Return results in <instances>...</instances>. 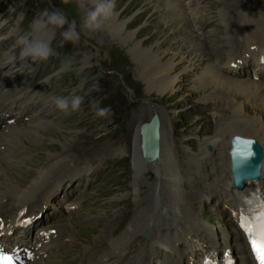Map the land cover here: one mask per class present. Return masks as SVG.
Returning a JSON list of instances; mask_svg holds the SVG:
<instances>
[{"label":"rangeland","instance_id":"obj_1","mask_svg":"<svg viewBox=\"0 0 264 264\" xmlns=\"http://www.w3.org/2000/svg\"><path fill=\"white\" fill-rule=\"evenodd\" d=\"M170 1L126 0L118 7L116 15L121 16L123 13H126L121 18L123 26L128 25L132 21H136L139 17L142 18L139 19L138 22L134 23L135 25L133 24L131 29L126 32L128 36L135 37L134 43L137 45L135 50L131 52L132 57L128 56L127 52L123 49L126 44L123 40H119L118 42L115 41V44L112 45H102V42L99 43L98 40L96 41L94 39L97 35V33H95L90 36H82L78 45L74 46L72 44H64L63 46H60V37L59 34H57L56 40L53 42V46L56 48V54L53 58L59 51L64 50L68 54V59L66 58L64 63H59V66L48 75L36 77V73L38 71L44 72L46 70V66L44 64L41 65L39 62L34 63L29 60L28 63L31 66L23 67L18 71V68L22 67V63H17V60H19V49L13 48L15 42V38H11L13 35V26L10 27L9 25L11 24H4L3 21L5 19L9 20V17H13V20L15 21L14 24H16L15 30H18L20 22L22 28L25 29L27 27V22L43 10L48 9L51 11L53 9H62L68 14L70 20L76 19L79 23L81 9L78 6L77 0H0V52L3 51V54H0V70L6 66L4 68V72H6L9 66L17 64L14 65L15 67L13 68V71L15 72L11 75L14 77L15 75L20 74L21 76L18 81H13L9 84V87L14 90L13 96L16 97L20 95L21 92L26 91V89L35 86H37V92L42 90L41 95H44L43 91L50 84L43 86L41 85L42 82L47 78L54 79V77L63 75L64 77L60 78L63 81V85L60 86L61 82L57 83L59 95H64L68 92V95L65 97L73 94L85 96V101L82 104L81 109L74 112L77 116L76 120L71 123L72 119H65V122L60 123V126H64L63 128L71 132L72 137L75 138L73 143H77V145L74 146L75 148H73L74 151L69 152V155L81 154L87 159H92L98 153L108 152L106 153L107 158H105L108 159L107 163H103L104 160H102L101 164L95 160L91 161V165L93 164V169L96 173H92L91 177H95V179L91 182L92 185L90 187L86 185V182L83 184V178L78 176L80 173L86 172L83 165L88 164L81 162L75 157L62 162L52 174L51 179L48 180L41 189V191H43L45 188L49 187L52 181L59 175L60 177L56 184L60 181L61 182L59 184H68L71 182L70 184L74 186V189L71 188V190L66 191L69 199L67 201L65 200V204L76 202V204L79 205V208H77L75 212L66 213L65 208H63V190L58 195L61 199L63 196V200L57 199L58 197L54 200L51 199L48 204H45L42 208H39L40 210L38 209V212H36V214L41 212L40 214L43 216V212L41 210H46V221L48 223L46 226L50 227L49 230H52L54 227H70L72 224L69 223L68 214H71V219L74 218L73 221L76 220L77 227L80 229L82 228V231H80L77 236L78 240L75 245L76 249L74 248L72 250L73 255H77L81 250L83 251L81 244L91 242L90 238L92 235L96 236V239L100 238L98 241H103V237L106 234L101 235V237L99 236L106 227V223L113 226L117 231H119L121 227H126L136 210H139V212H137L140 214V210L145 206L143 203L144 199H148V201H150L151 193L153 192V185L150 187L149 181L155 180L153 170L150 169L147 173V176L149 177L147 178L148 184L142 186L141 197L135 198L132 196V190L130 187L134 178L131 157L119 156L120 150L124 145L127 146L129 141L132 145V140L135 136L134 134H136L139 130V125L141 123H149L155 116L157 118L159 117L158 119L160 120L163 113L165 117H168V123L172 126L169 131L174 132L175 134L172 146L173 144H177L175 148V155L178 162L181 163L178 165L179 172L183 175L185 173V169L188 170V175L185 173L186 175L184 174L183 176L192 180V174L193 172H196V165H184V153L182 154V152L178 149H184L186 154L188 153L187 155L194 157L193 155L200 150L202 151L203 149H207L208 139L217 135V129H215L214 123L212 122L213 120L211 119L217 117V114L218 116H227L226 119L234 117L229 115L230 111H227L226 106L220 105L218 108L215 102L209 101L210 99L208 96H215L217 88H208L205 83L202 84V86L199 85V82L203 81V78H207L205 67L203 65L207 57L205 58L204 56L176 65L173 74V77H175L174 84L170 89L171 94L164 98L162 97V94L166 92V87L160 80L161 73H156V59L152 58L149 60L145 57V55L147 53H153L160 50L161 57H163L161 61L162 63L167 62L168 59H171L172 56L176 55L175 50H169V45L173 40H179L182 35L178 32L175 24L168 21L170 18L166 15V9L175 6L176 4L174 1H172L174 4ZM175 1L182 4H186L187 1L190 2L189 0ZM217 1L220 4L229 3L228 0ZM237 1L239 5H242V0ZM137 2L139 4L132 8L131 6ZM201 2H203V5H206L205 0H201ZM262 2H264V0H244L243 3H247L245 9H249L253 14H259V8L262 5ZM249 4L251 6H248ZM254 4H256V7H252ZM127 8L129 9L127 10ZM10 9H15V11H10ZM214 9H216L215 6H208V14H213ZM6 12H9L8 17L3 16ZM20 13L25 14V19L22 21H18ZM229 17L230 16H227L226 23L229 22ZM262 19L264 20V16L251 18L248 21ZM205 21L206 25L204 31L210 38L209 50L214 56L217 55V60L215 62L212 60V65L210 64V66L217 67L220 70H225L228 65L229 66L227 68L229 70H233V67L235 66L240 67L247 58L246 53L240 55L242 53V49L240 50V47L236 50V55H240V57H236V59L230 62L231 58L227 56V62L226 64H223L222 61L224 58L226 59V57H220L221 49L214 44L215 41H218L225 47L228 27H225L222 24H215L216 33L211 35L206 30V26L210 23V21L207 17H205ZM243 21L246 20L236 21V23L232 25L233 31H237V27L240 26V23ZM136 38L139 39L136 40ZM254 44L255 43L251 44L250 42L248 45L249 47H252ZM261 47L263 46H258L254 51L250 50L251 53L248 54H256L260 51ZM136 51L141 53L142 57L139 56L134 58L136 57ZM84 54H88L91 57L92 66L90 65L89 67L92 71L88 72V75L83 73L80 74L79 63L74 61V57L82 56ZM14 57L17 58L13 61ZM235 61L241 62H239V64H233ZM138 66L143 67L142 70L149 71L152 69L153 73L156 74L152 76L150 80L144 79L142 82H137V79L135 78L136 74L132 70ZM1 75L2 74L0 73V76ZM237 76L246 80L252 78L251 76L248 77L249 72L246 74V70H240ZM82 81H86V83L85 87L81 90L78 86ZM256 81L264 83V80L262 79H258ZM204 88L207 89L204 90ZM8 89H4L3 93H6ZM32 90H35V88H32ZM93 99L100 100V106L109 107L112 110V114L106 119L97 117L95 109L91 104ZM45 101L46 100L42 102ZM20 102L22 103V100H20ZM221 102L224 103V101ZM9 103H16L18 105V102L15 99H11ZM0 104L3 103L0 102ZM38 108L41 109V106L39 105ZM56 115L57 114H54L55 117ZM63 115L70 116L71 113L65 114L63 112ZM53 118L45 119L44 122H42L45 123L49 120L51 123L49 122L44 125L41 124L43 127L39 133H44L47 129H49L48 131L57 135L60 134L62 137L63 133L59 131L60 126L57 128L56 125L53 124V122L58 123V121ZM170 122L173 125H171ZM228 124L225 125L227 126ZM16 126L22 128L24 132L34 128L32 121L17 123ZM9 130H11V127H0L1 177L3 176L4 170L7 168L5 166L7 154L5 155L3 153L4 150L2 149V144L6 141ZM236 130L239 131L237 128ZM242 133L243 132H241V137H245ZM232 135L233 132L231 130V133H227L225 136L224 141L228 146L230 142L227 138ZM39 137L44 140L40 146L33 143L30 139L28 142H31L34 146H38V148L40 147L42 149L41 151L31 153L29 156H24L21 159H16L17 161L14 160L12 163H24L28 165L25 166L26 168L28 167V172L32 173L35 169L33 163L38 161V158L42 157L38 163L36 162V167L45 162L43 156L45 157L48 153H45V150L49 152L56 151L58 148L63 149V146L65 147L68 144V141L64 137L62 138V143L58 139ZM26 145L27 147L24 148V152H32L33 149H28L29 143H26ZM221 150L218 149V151ZM129 154H133V147ZM21 160L26 162H22ZM187 162L190 163V160L188 159ZM20 170L21 169L19 168L16 172ZM20 172L22 173L23 170ZM144 174L139 177V180L142 179L141 181L145 184L146 180L143 179V177H145L146 174ZM21 178V175L16 177L17 181H20ZM191 180L187 182V186L193 188ZM77 183H81L82 185L77 187ZM207 189L208 191L212 190L211 186H208ZM55 192L56 190L53 192V195ZM40 193L41 192H39V195ZM70 198L73 200H70ZM217 202L218 201L214 202L212 199H208L207 197L198 199L197 205L192 209V212L197 215L202 222H209L210 225H212L211 228L219 227L220 225H223L224 222L229 221L228 219H230V216L225 212L224 205L220 203L217 204ZM140 203L141 205L143 203V205L141 206ZM49 212L53 213V217L49 215ZM118 212H120L119 215H116ZM8 213L9 214H7V216H10L12 212L8 209ZM111 221L112 223L110 224L109 222ZM227 229H231V226H228ZM65 238L70 239L69 236ZM223 243L224 242H221V244ZM239 256L240 255L238 254V263H241Z\"/></svg>","mask_w":264,"mask_h":264},{"label":"bare ground","instance_id":"obj_2","mask_svg":"<svg viewBox=\"0 0 264 264\" xmlns=\"http://www.w3.org/2000/svg\"><path fill=\"white\" fill-rule=\"evenodd\" d=\"M124 1L126 0H116V10ZM172 1L178 5L175 4V6L166 9V15L170 18L168 21L175 24L178 32L182 35L179 40H173L169 45V50H175L176 55L172 56V58L168 59L165 63L161 62L163 57H161L160 50L145 55L149 60L152 58L156 59V73H161L160 80L166 87V92L162 94V97L164 98L171 94L170 89L174 84L175 77H173V74L176 65L204 56L205 58L207 57L205 63H203L207 78H203V81H200L199 85L202 86V84L205 83L208 88H217L215 96H208L210 99L209 101L215 102L218 108L220 105L226 106L227 111H230L229 115H232L235 118L231 117L230 119H226L227 116H218L217 114V117H215L219 120V123L216 125L217 135L208 139L207 149L200 150L193 155L194 157L187 155L188 153L186 154L184 149H178L182 154L184 153V165H196L195 167L197 171L195 170L196 172H193L192 180L183 176L185 173L187 175L189 173L185 168V173L183 175L179 172L178 165L180 162H178L175 155L177 144H173L172 146L175 134L174 132L169 131L172 126L168 123V117H165L164 113L160 117V141L158 144L159 158L157 161L149 164L145 163L146 161L143 157L141 127L144 124L141 123L139 125V130L134 134L135 136L132 140V145L129 141L127 146H123L119 154L120 157H131L134 174L133 183L130 185L132 196L135 198L141 197L142 186L148 184L147 178L149 177L147 176V173L150 169L156 173L161 172L162 179H155L153 181L148 180L150 187L153 185V192L151 193L150 201L144 199L143 203L145 206L140 210V214H138L139 210H136L126 227H121V229H118L119 231H117L113 226L106 223V227L103 229L102 233L99 231V237L106 234L103 237V241H98L100 238L96 239V236L92 235L90 238L91 242H86V244L83 243L84 245L81 244L83 251L81 250L77 254L82 259L81 264H187L184 262L185 259L189 262L191 256L197 258L205 249L209 250L215 248L221 250L230 249L234 253L235 258L238 259V254L240 255V261L241 256H246L245 258H248V250L244 246L243 235L238 232L231 216L230 219H228L229 221L224 222L223 225L210 228V230H215L218 234L222 233V236L217 239L216 234L210 232L209 229L203 225L206 221L202 222L197 215L193 214L192 209L196 207L198 199L207 197L214 202L218 201L222 204L228 197L226 189L228 184H223L224 179L220 177L222 175V163L219 159L218 153L215 152L219 148H222L224 153L227 152L229 146L224 141L227 133H231L232 130V136H241V132H243L242 134L245 137L247 136L246 138H255L264 144V83L256 81L258 79L253 76L247 80L241 79L237 76L240 71L229 70L227 68L229 65L225 70L210 66L212 60H214V62L217 60V55H215V57L209 50L210 38L204 31L206 25L205 19L203 21H196L193 16L189 14L188 11H191V9L196 7L195 4L192 7H187L186 4L179 3L175 0H171L170 2ZM85 3L88 6H91L90 0H85ZM174 3L172 2V4ZM138 4L139 3L137 2L131 7L134 8ZM128 9L129 8H127V10ZM125 14L126 13H123L121 16L115 15L107 22L102 31L97 32L94 39L96 41L98 40L99 43L102 42V45H112L115 44V41L118 42L119 40H123L126 42L123 49L127 52L128 56L132 57L131 52L135 50L137 45L134 43L135 37L128 36L126 32L131 29L134 23L142 18L139 17L136 21H132L128 25L123 26L121 18ZM138 39L139 38H136V40ZM250 42L251 44L255 43L254 46L256 48L258 46H263L260 48V51H264L263 19L243 21L240 23V26L237 27V31L228 28L225 47H228L231 43H233V46L237 44L239 45L238 47H240V50L242 49V53L240 54L242 55L245 53H251V47L248 45ZM236 50L237 49L234 51L231 50L228 54V57L231 58L230 62L236 59V57H240V55H236ZM256 55L261 54H252L250 56L252 58ZM135 56L136 57L134 58H137L141 56V53L136 51ZM74 61L79 63L80 74L83 73L88 75V72L92 71L89 67L91 65V57L88 54L74 57ZM239 62L241 61H235L233 64H239ZM14 65L16 64H12V66ZM242 65L245 66V63ZM142 68L143 67L138 66L132 70L136 74L135 78L137 79V82H142L144 79L150 80L151 77L156 74L153 73L152 69L148 71L142 70ZM244 70H246L247 73V69ZM205 89L207 88H204V90ZM221 101H224V103ZM52 105L46 107V110L51 115H54L55 113L50 111ZM8 108L11 109L12 112L19 111V107L16 103L6 102L0 104V112L5 111ZM57 118L60 119V116ZM49 122L50 121L47 120L45 123H42V125ZM53 124H55L57 128L60 126V124L56 122H53ZM225 124L228 125L226 126ZM42 125L38 124V122H33L34 128H32V130H27L26 132L16 125H11V130L8 132L6 141L4 140L5 142L2 144V149L4 150L3 153L5 155L7 154V160L5 159V166L7 168L6 170L3 169V176H0V208L4 199L9 200V210L12 212L10 216H17L19 211L22 210L27 211V217L40 215L41 212L36 214V212L40 210L39 208L48 204L51 199L54 200L58 197L57 199L60 200L61 197L58 195L62 190L64 201H67L69 196L66 191L71 190V188L74 187L70 184L71 182L68 184H59L60 181L56 184L59 180V175L52 181L51 185L49 184V187L41 191L62 162L75 158V156H72L71 154L69 155V152L74 151L73 148L77 145L76 142L73 143L75 138L72 137L71 132L65 130L63 128L64 126H60L59 128V131L63 133V136L61 137L60 134L57 135L48 131L49 129L44 133H39L43 127ZM171 125L173 124L171 123ZM236 128L239 131H237ZM39 136L58 139L61 143L63 142L62 138L64 137L68 141V144L65 147L63 146V149L61 148L62 151L59 148L56 150L57 152H49L45 150V153L48 152L45 157L43 156L45 162L42 161L43 163L36 167V162L38 163L42 157L38 158V161L33 163L35 168L33 170L34 173H29L27 170L28 167H25L28 165L21 162L13 164L12 162L16 159H21L24 156H29L31 153L41 151L42 149L40 147L38 148V146H34L31 142H28L30 139L33 143L40 146L44 140ZM26 143H29L28 149H33L32 152H24V148L27 147ZM132 147L133 154H129ZM209 149L213 150L212 154H207ZM106 153H98L94 158L86 159L84 161L79 159L81 162L87 163L88 165H83L86 172L80 173L78 176L83 177V174L92 172V160H95L100 164L102 160H104L103 163H107L108 159H105L107 158ZM188 159L190 160V163L187 162ZM240 159L244 160V158H238V160ZM244 162H246V160H244ZM229 165L230 164L228 163L227 168H229ZM248 165H251V163H248ZM262 165L264 167V163ZM19 168L23 170L22 173L20 172L21 170L16 172ZM142 174L145 175V177H143V179L146 180L145 184L141 181L142 179L139 180V177L142 176ZM20 175L22 178L20 181H17L16 177ZM228 179L231 180L230 177H228ZM190 180L193 184V188L187 186V182ZM157 183L160 186V191L158 194V201L154 206L152 200ZM208 186H211V191H208ZM55 190L56 192L53 195ZM39 192H41L40 195ZM37 195L39 196L34 198ZM69 205H76L78 206L77 208H79V205H77L76 202L69 203ZM162 206H164V208H162ZM46 213L47 212H45V214ZM70 215L71 214H68V218L69 223L72 225L70 227L63 226V228L59 229L61 230L60 233H65V237L69 236L70 241L73 240L76 245L78 240L77 236L79 235V232L82 231V228L80 229L77 227L76 220L73 221L74 218L71 219ZM109 223L111 224L112 221ZM206 223L210 224L209 222ZM47 224L46 217L43 214L41 218L36 219V222L32 226L27 227L24 232H20V236L23 238L24 242L39 246L40 240L35 236L40 230H49L50 227L46 226ZM228 226H231V229H227ZM34 229H36L35 232H33ZM143 231L148 232V237L146 239L141 236ZM221 241H223L225 245L224 243L221 244ZM54 244L55 243H53V245ZM221 245H224V247H221ZM48 247H50V245ZM45 249V247L41 248L42 251H45ZM51 250L53 253L50 257H47L46 260L42 259L34 264H58L57 259L53 258L50 260L51 257H55V248L53 247ZM245 264L251 263L247 261Z\"/></svg>","mask_w":264,"mask_h":264},{"label":"clouds","instance_id":"obj_3","mask_svg":"<svg viewBox=\"0 0 264 264\" xmlns=\"http://www.w3.org/2000/svg\"><path fill=\"white\" fill-rule=\"evenodd\" d=\"M78 6L81 9L79 23L76 19H69L68 14L62 9L43 10L37 16H34L27 22V27L17 33L13 28L12 34L15 35L14 49H19V59L22 62V67H30L29 60L32 62H46L56 54V48L53 42L59 34V45L64 44L78 45L82 36H90L102 31L105 25L110 21L116 13V0H90V5L85 3V0H77ZM15 11V9H10ZM25 19V14L20 13L18 21ZM4 24L9 23L7 19ZM17 57H14L13 61ZM12 61V62H13ZM86 81H82L78 86L81 90L85 87ZM95 87V86H94ZM55 107L70 114L81 109L85 101L84 95L73 94L71 96H54L51 98ZM92 107L95 109V114L99 118H108L112 114L109 107H102L101 101L93 99Z\"/></svg>","mask_w":264,"mask_h":264},{"label":"water","instance_id":"obj_4","mask_svg":"<svg viewBox=\"0 0 264 264\" xmlns=\"http://www.w3.org/2000/svg\"><path fill=\"white\" fill-rule=\"evenodd\" d=\"M159 119L155 116L150 123H144L141 127L142 134V151L143 157L147 162H153L159 157V141H160V124ZM236 147L233 150L235 154H249L252 151L251 143H248L247 140L240 138L235 139ZM259 147L255 145L256 157H253L246 164L251 163L249 166H256L261 159V151ZM256 163V164H255ZM246 164L243 160H237L234 162L236 174H239V171L246 168ZM239 170V171H238Z\"/></svg>","mask_w":264,"mask_h":264},{"label":"snow or ice","instance_id":"obj_5","mask_svg":"<svg viewBox=\"0 0 264 264\" xmlns=\"http://www.w3.org/2000/svg\"><path fill=\"white\" fill-rule=\"evenodd\" d=\"M248 143H252L248 141ZM241 228L248 235L252 250L259 262L264 264V205L261 206L259 214L254 217H241ZM0 264H16L11 255L0 250ZM231 264V261H229Z\"/></svg>","mask_w":264,"mask_h":264}]
</instances>
